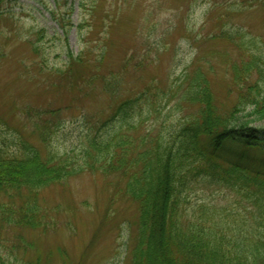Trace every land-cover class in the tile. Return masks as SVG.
I'll use <instances>...</instances> for the list:
<instances>
[{"label": "rangeland", "instance_id": "obj_1", "mask_svg": "<svg viewBox=\"0 0 264 264\" xmlns=\"http://www.w3.org/2000/svg\"><path fill=\"white\" fill-rule=\"evenodd\" d=\"M224 32L232 40L223 38ZM250 54L256 67L248 79L255 83L264 73L263 0H0V145L6 140L3 147L17 151L19 136H27L44 147L33 135L35 118L21 111L56 108L66 123L44 148L67 154L71 163L80 154L85 114L97 118L110 112L104 79L119 75L124 97L150 88L160 91V100L196 58L206 69L213 66L217 101L230 111L239 96L232 67ZM154 78L161 83L154 86ZM161 107L146 117L143 129L179 125L197 109L182 102L180 91H170ZM261 117L254 105L240 106L234 115L239 124L256 127L264 140ZM250 157L264 164V150ZM121 183L118 175L109 180L86 172L45 188L40 194L44 227L23 233L34 247L24 253L15 230L2 232V260L131 264L137 212L116 195ZM195 188L191 204L200 198L243 214L246 203L231 189Z\"/></svg>", "mask_w": 264, "mask_h": 264}, {"label": "trees", "instance_id": "obj_2", "mask_svg": "<svg viewBox=\"0 0 264 264\" xmlns=\"http://www.w3.org/2000/svg\"><path fill=\"white\" fill-rule=\"evenodd\" d=\"M222 37L232 40L226 32ZM249 57L232 67L239 96L230 111L217 101L210 79L213 66L204 68L200 58L160 100V91L150 88L124 97L119 75L104 79L110 112L97 118L85 114L80 154L72 156L71 163L67 154L44 148L66 123L60 110H22L35 118L33 135L44 147L27 136H19L17 151L5 149L6 140L0 145V233L15 230L22 244L17 247L25 253L34 244L23 233L44 227L40 194L45 188L86 172L109 180L118 175L125 183L116 186V195L131 202L137 212L131 264H264V164L250 157L252 151L264 150V140L256 135V127L234 119L240 106L248 105L264 118V73L255 83L248 79L250 69L256 67L255 55ZM77 61L84 59L79 56ZM153 80L154 86L160 82ZM170 91H180L184 104L197 106L195 112L176 126L152 124L143 129L146 117L162 111ZM213 185L236 192L246 203L243 214L200 198L191 204L195 187ZM2 264L6 263L2 260ZM12 264L49 263L15 260Z\"/></svg>", "mask_w": 264, "mask_h": 264}, {"label": "bare ground", "instance_id": "obj_3", "mask_svg": "<svg viewBox=\"0 0 264 264\" xmlns=\"http://www.w3.org/2000/svg\"><path fill=\"white\" fill-rule=\"evenodd\" d=\"M264 145V144H263Z\"/></svg>", "mask_w": 264, "mask_h": 264}]
</instances>
